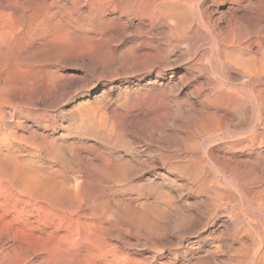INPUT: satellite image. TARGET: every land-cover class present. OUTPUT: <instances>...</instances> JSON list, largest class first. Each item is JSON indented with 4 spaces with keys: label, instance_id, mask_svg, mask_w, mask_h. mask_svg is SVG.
Instances as JSON below:
<instances>
[{
    "label": "rangeland",
    "instance_id": "374dc122",
    "mask_svg": "<svg viewBox=\"0 0 264 264\" xmlns=\"http://www.w3.org/2000/svg\"><path fill=\"white\" fill-rule=\"evenodd\" d=\"M0 1L1 4L7 8L13 0ZM14 1L16 3V8L12 19L9 21H0V89L2 87L6 88L0 91V108L2 107L0 111H2L4 115L6 114L5 118L9 124H15L13 126L15 128V132L17 131V135L19 132L22 134V137L18 136V153L24 154L26 152L24 157L26 156V160L31 158L29 163L34 164V166L36 165L35 163L39 161L35 166L36 169L46 168L48 170L52 167L51 170L55 171L58 167V173H61L63 170L64 173H61L63 175L59 176L62 177L63 180L69 179V182H67L71 185L73 183V187L75 186L74 184H80L81 186H78L79 189L77 188V190L82 189L84 191L81 192L82 190H80V193H89V189L94 187L96 183L99 182L95 188H92L93 190L98 189L99 193L98 191L95 190L96 192H94L91 189V193L93 194H85L86 198H84V206L82 205V207H88V210L82 207L80 208L83 211L86 210V212H93L94 210L93 213H95L96 216L104 210L111 212L113 210L110 214V216L113 215L112 221L114 220V222H116L112 223V227L114 226L113 230L118 227L119 224L122 225V223L124 224L122 225V228L126 225L125 227L127 229V227L130 226L129 224H131L130 221H133L132 224L134 223V227L136 229L133 226H130L129 229L131 231L134 229L137 231L136 233H134L135 230L133 232V235L138 234V236L134 235L136 239L133 238L132 232L129 229L128 230L131 232L130 233L128 231L130 235L125 232L126 230H122V228H120V230H122L120 231L119 227L118 229H115L116 232L111 231L113 238L112 243L116 246V249H118V254L122 253L123 255H126L130 252L126 256H130L133 259L137 258L136 260L139 261L142 260L141 258L143 256V261H140L142 264H219V261L221 264L223 261V264H232L236 262V260L237 262L235 264H239L240 262L246 264L245 260L247 264H251L252 260V264H262L257 262V258L255 259V257L259 254V251H256L255 253L252 251L253 254L251 253L250 255H248L249 253L247 252V254L245 253V255H243V258L245 256L247 259H239L240 256L242 257V255H240V246H242L240 242L248 243L249 239L247 241L246 237L243 238V240L237 238L239 236L235 233L236 229L234 225L228 221V218L231 219L234 214L240 212L245 214L247 218H251L253 226L259 224V222H262L261 224L264 226V218H262L264 217V0H181V3L184 1L190 2L188 6H186V10L188 12L184 15V20L176 19L177 21H167L166 23L164 20H155L152 15H150L153 0H139V3H125L124 5L128 7L127 12H121L120 8L114 7L110 3L105 5L103 12H99L101 10H98L100 8L96 3L97 0H81L79 3H76L75 0ZM48 16L49 19L45 20ZM170 29H172L171 33H169ZM157 52L161 53L162 56L156 57ZM16 83L19 84L16 85ZM24 83H28L27 86ZM33 85L36 87L30 89V87H34ZM52 85L56 86L52 87ZM8 86L11 87L12 90L9 89ZM24 86L28 89L26 90V88H22ZM46 86L48 90L46 89ZM18 89L21 92L18 91ZM7 94L9 95L7 96ZM6 97L9 100H7ZM4 99L7 100V103ZM27 101L28 105L30 104L29 107L27 105ZM25 103L27 106L24 105ZM31 109L33 111H31ZM71 111L76 113L74 114ZM91 112L95 113L93 114ZM86 113L87 115H83ZM81 116L83 118H81ZM86 116L90 120L87 119ZM94 116H96V118L99 117L98 119H102H96L95 121ZM105 116H109L110 118H106ZM21 117L24 119H21ZM78 118L81 120L78 121ZM82 119L86 121H83ZM74 120L77 121L75 122ZM106 120L108 124L106 123ZM122 120H125V122ZM15 121L20 122L17 123ZM97 121L99 122L97 123ZM79 122L81 126L78 124ZM110 122L116 126L109 124ZM252 122L253 125L251 124ZM54 123L58 125L56 126ZM92 123L93 126L95 124V127L92 126ZM84 125L89 126L87 128ZM96 125L101 128V132H99L100 129L96 127ZM100 125L102 126L100 127ZM109 127L110 129L112 128V134L115 131H118V127L119 131L122 132L118 131L113 134L111 146L110 144L104 146L105 144L100 141L101 136H99V134L106 133L108 130L106 128ZM96 130L99 134L97 132L95 133ZM28 132H31V136L33 133H35V135L33 134L31 138ZM210 132L217 133V136L209 139L205 143V147L202 146L196 151L197 154L203 156V163L209 169L208 172H206L208 169H205V175L207 176V181H210V184L209 181H206L203 185H201V191L199 183V185H196L198 190L194 188L195 186L190 184L193 179L192 176L181 177L179 174L177 175V172H175L174 169H172L173 166L176 165H188L189 163L186 157L187 155H191L192 151L186 152L183 147H180L176 140L170 138V135L176 133L181 138H189L194 135L196 136L198 134ZM89 133H91V135H89ZM235 133L237 135H233ZM87 135L89 136L87 137ZM125 135H127V138L123 139L125 138ZM26 136H29L30 139L34 140V142L31 140L29 144V141H26V138H23ZM20 138H23L24 142L26 141L28 144L25 145L26 142H22L23 139L20 140ZM40 138H45V141H41ZM46 139H48V141ZM115 139L117 143L115 142ZM169 141L175 142V144H172ZM35 143L37 146L40 145L38 148L42 147L40 149L42 151L36 149L37 146ZM22 144L24 146H22ZM82 144H85L87 149H85ZM93 144L95 146L94 148L92 146ZM116 144H118V147H115ZM73 146H75V149H72L74 148ZM120 146H124L122 147L124 150L121 149ZM89 147L92 148L89 149ZM20 148L22 152H19ZM33 148L36 149V151ZM46 148L49 150L51 149V154ZM69 148L71 150H69ZM78 149H80V151ZM93 149L95 151L97 150L96 155L98 154L99 156H96L95 154L92 155L94 151ZM125 149L128 151L126 152ZM47 150L49 152H47ZM76 150L81 154L76 153ZM90 150L93 151L91 152ZM99 150L102 153L104 152L103 156L106 155V157H103ZM32 151L34 152L32 153ZM43 151L45 153H43ZM69 151L71 155H69ZM71 151L74 153L75 157L72 156ZM28 152L32 157H28ZM53 152H55L54 154L56 156H53ZM98 152H100L101 155ZM105 153L110 154L108 155L109 158ZM39 154H43L44 157ZM46 154L48 155L46 156ZM77 154H79V158L77 157ZM120 154L121 156L123 155L121 157L123 160L120 158ZM115 155L116 159L114 158ZM19 156L20 159L21 157L22 159H25L23 158V155ZM66 156H69V158ZM80 156L82 157L81 164L78 163L80 162L79 159H81ZM110 156H113V159ZM64 157H66V159H62ZM96 157H98V160ZM162 157L168 158V165L165 166L162 164ZM176 157H179L180 159L177 160L178 158ZM53 158L55 159L53 160ZM74 158H77L78 160ZM45 159H48V162ZM67 159H71L70 161H72V163L68 162ZM84 159L87 164L84 162ZM118 159H121L123 163H126L124 160L126 159L127 161L128 159L130 162L127 161L128 163H126V165H131L128 167L124 165L127 168L125 169L124 166H121L120 164L122 162L117 161ZM74 160L75 162H73ZM171 160H173V162ZM59 163H61V165ZM146 163L148 164L146 165ZM62 164L67 168L64 169L65 167ZM101 164H103V168L105 167L107 172L105 171V168H101ZM132 164L133 167L136 166V170L135 168H130L132 167ZM153 164L157 167H154ZM86 165H89L94 171L99 170L98 173L93 175L94 171H91L92 169H87V167H90ZM59 166H61V168ZM119 166H121L122 170L125 172L123 173H127L126 175L130 176L132 179L129 177H127V179L123 178L126 175L122 176V173L118 174L117 169H119ZM144 166H146V168L148 166L149 169H146ZM74 167L75 169L73 170ZM84 167L86 169L85 176V169L84 171L82 169ZM141 167H144L143 169L145 170H141ZM165 167L169 168L165 169ZM151 168L154 171H152ZM102 169L103 171L101 172ZM81 170L83 171V175L80 173ZM108 170H113V173L110 171V174ZM138 170L143 172L139 173L141 171ZM232 171L239 174V183L234 181V183L238 184L237 188L239 192L237 191V196H233V194L230 193V186L226 183L229 179H231L230 172ZM88 172H91L90 175H93L92 178L94 177V179H96L95 176L99 177H97L96 180L91 179ZM220 172H222V174ZM103 173H107L110 176H105ZM133 173L136 176L135 179ZM137 173L141 176H138ZM86 175L87 177L89 175L88 178H90V180L87 178L89 181L84 179L86 178ZM111 175L113 177L115 175L118 176L113 179ZM100 177L103 178L101 179ZM109 177H111V180L108 179ZM76 178H79V181L76 180ZM105 178L108 179V181H106ZM70 179H72V183ZM116 179H119L120 181H116ZM123 179H125V181H123ZM113 180L115 181L114 184H112ZM126 180H128V182H126ZM75 181L78 182L76 183ZM105 182L106 184H104ZM116 182L117 184H115ZM130 182H132L133 185ZM101 184H104L105 186H102ZM136 184L137 186L143 184L141 185L142 187L140 186L142 190L139 187V191ZM87 185L90 188H88ZM98 185L101 187L98 188ZM147 185H149V189ZM153 186L155 190H153ZM83 187L86 189H83ZM208 187L210 188L208 189ZM135 188L141 193V195L138 192L136 193ZM183 188L184 190L181 191ZM121 189L123 191H121ZM143 189H146V191ZM190 191L192 192L190 193ZM196 191L199 192L198 196V192ZM115 192H117V194ZM147 193L148 195H146ZM201 193L202 195H200ZM211 193L214 197H212ZM239 193H242L243 195L241 194L239 197ZM94 194H96L100 199L102 198L100 200L95 195L96 200H103V203H98V200L96 201L94 199L91 203L90 198H94L92 197ZM158 194L160 196L159 198L163 202L160 201L159 198L154 200L155 197H158ZM165 194L168 195L164 196ZM106 195L110 198L108 199ZM169 195H172V197ZM143 196H146L147 199ZM168 196L170 199H168ZM123 197H125L126 200ZM202 197H205L204 200ZM206 198L211 201L206 200ZM87 200L88 202L86 207L85 205ZM124 200L126 203L128 202V206H126L127 204L124 203ZM193 200L199 201L196 206H194L195 203ZM256 200L258 202H256ZM93 201H95L96 204ZM108 201L111 202L109 203ZM134 201L138 203L136 204ZM173 201L175 203H173ZM192 201L194 205L192 204ZM200 201L203 203H207L208 201L207 204L210 208L214 205L215 206L212 208L213 210L207 209V204L202 205L203 203ZM213 201L217 202L213 203ZM97 203L99 205L101 204L100 206L108 207V209H104L103 207V210L102 207L97 206ZM111 203L113 206L115 205L118 208L115 209L116 207H112ZM123 203L126 207L123 206ZM150 203L151 206L148 207ZM94 204L95 207H93ZM144 204L146 206L145 209H151L155 204L156 205L153 207L154 210L152 209L153 211H149V209L148 213L147 210H144ZM174 204L176 205L174 206ZM183 204L187 208H184ZM251 204L252 206H250ZM88 205L91 208H89ZM137 205H141L142 209L140 210L141 207L137 208ZM201 205L203 207H201ZM110 206L113 209H111ZM129 206L131 209L128 208ZM182 206L183 208L181 213L180 210ZM216 206V213L213 212L212 215V211L215 210ZM96 207L101 208L102 210L97 209ZM120 207L122 209L126 208L125 212H123L124 209L122 210ZM135 207L137 208L138 213L143 210L144 213H148V215L144 213L141 214L146 215V217L150 216V219L148 217L149 220L143 216L144 220L142 222V227H139V225H142L141 223L136 226L138 223L136 218L140 213L137 215ZM127 208L129 210H133L134 208L135 211L133 210L134 212H131L136 213L135 215L137 216L136 217L134 215L136 220L131 219L129 222L127 221L129 223L128 226L125 223L128 219L122 218V213L120 215V212L132 215L130 211L127 212ZM90 209H92V211H90ZM155 209H157L156 214ZM95 210L97 212H95ZM197 211L203 213V216ZM170 212L173 213V215L167 217L166 213L167 215H170ZM179 212L182 215V217L180 215L181 218H178L180 214ZM196 212L198 214H196ZM209 212L210 217L209 214H206ZM174 213L177 214V216H175ZM183 213L187 215H183ZM141 214L140 216H142ZM193 214L194 216H192ZM225 214L226 216H224ZM156 215H161V217L163 216L162 218L160 217L162 221H160L161 219L158 220ZM199 215L202 216V218H197ZM218 215H220V217ZM188 216H192V218H188ZM212 216L214 217L212 218ZM164 217L168 220L164 219ZM185 217H187V219ZM194 217L199 220L197 221ZM208 217L209 219H207ZM169 218L174 221H170L171 219ZM145 219L146 223H144ZM151 219L154 220L152 221ZM176 219L178 221H182L181 223L179 222V228L176 225L178 222ZM192 219L193 221L195 220V223L193 222L191 224ZM183 220H187V223L183 222ZM222 220L228 221L229 223L225 229L226 233L224 232V237H219L217 234L210 236L208 232H205L204 234L201 230V228L203 229L204 223L206 224L209 222L207 229L209 228L210 230L214 225H216V223H220ZM149 221H157L158 226L156 225V222L152 223L154 224L152 225ZM158 221L160 223L164 221L169 222L164 224V226H162L163 224L161 223V227L159 226L160 224ZM202 221L205 222L203 223ZM117 222L119 223L118 225ZM174 222H176V227ZM184 224H186L184 226L185 230L183 226L180 228V226ZM188 224L192 226L186 227ZM193 224H195V226ZM121 225L119 226L121 227ZM231 225H233L234 228ZM156 226L158 229H154V231L157 230L159 232L156 231V233H153L149 230L150 227L155 228ZM144 227L149 228L148 230L154 234L150 235L151 233L148 231L150 240L149 238L145 239L144 237L143 232L147 231L146 229L143 231L142 229L139 230L140 228L144 229ZM159 227H161V229ZM163 227H165V229L167 228V230ZM192 228L194 230L197 229L196 232L193 231ZM198 228L200 229L198 230ZM162 230H164V232ZM192 231L198 235L195 234L194 236ZM227 231H229L228 234ZM113 232L115 234H113ZM123 232L124 235L122 236ZM140 233L143 235L140 236ZM230 233H233V236H231ZM207 234L209 237H207ZM225 234L228 236L226 237ZM114 235L115 238L117 235L119 236H117V239L119 238L118 240L120 242L113 237ZM161 235L163 237H161ZM156 236H158L157 239ZM234 237L236 238L234 239ZM124 239H126L127 242ZM151 240L153 242L152 245L150 243ZM157 240L158 243H156ZM231 240L234 245L237 244V248H234L236 246L229 242ZM123 241L126 243H123ZM145 241H147V243ZM237 241H239V243ZM223 242L226 244V247L222 244ZM154 243L156 244L153 245ZM193 243L195 245L197 244L196 246L198 247H196ZM125 244L128 248L123 246ZM178 244L181 245V248ZM227 244H230L231 248L233 246L232 252L234 251V254L236 255H230L231 248H228L230 245L227 246ZM184 245L187 248H185ZM238 247H240L239 250H237ZM187 249L190 251L188 252ZM238 253L240 254L237 255ZM131 254L132 256L137 257L134 258ZM208 256L211 259H209ZM195 257L197 258L195 259ZM149 258L154 261L147 260ZM233 259L235 260L234 262H232ZM203 260H205V262H203ZM146 261L147 263H145ZM210 261H212V263Z\"/></svg>",
    "mask_w": 264,
    "mask_h": 264
},
{
    "label": "bare ground",
    "instance_id": "6f19581e",
    "mask_svg": "<svg viewBox=\"0 0 264 264\" xmlns=\"http://www.w3.org/2000/svg\"><path fill=\"white\" fill-rule=\"evenodd\" d=\"M76 1V3H79L81 0H75ZM132 2H136V3H139V0H97V5H98V7L100 8V9H98V10H101V11H99V12H103L104 11V7H105V5L106 4H108V3H110V4H112L114 7H118V8H120V10H121V12H127L128 11V7H126L124 4L125 3H127V4H129V3H132ZM190 2H182L181 3V0H153L152 1V4H151V9H150V15H152V17L155 19V20H164V22L166 23L167 21H177L176 19H183V18H185L184 17V15H186L187 14V10H186V6H188V4H189ZM15 8H16V3H15V1L13 0L12 2H10V4H9V7H7V8H5L4 6H3V4H1V1H0V21H2V20H6V21H9V20H11L12 19V17H13V14H14V11H15ZM47 19H49V16L48 17H46L45 18V20H47ZM184 20V19H183ZM153 21V20H152ZM157 22V21H156ZM161 22H163V21H161ZM172 32V29H170L169 30V33H171ZM157 55H156V57H161L162 55H161V53H156ZM219 78H221V77H219ZM19 84V83H18ZM17 83H16V85H18ZM21 84H23V83H21ZM24 84H26V83H24ZM28 84V83H27ZM27 84H26V86H27ZM13 85H14V83H13ZM12 86V85H11ZM26 86H24V87H22V88H26ZM34 86V85H33ZM49 86V85H48ZM56 86V85H55ZM55 86H53L52 85V87H55ZM0 87H1V85H0ZM9 87V86H8ZM14 87H16V86H14ZM14 87H13V90H14ZM18 87V86H17ZM36 86H34V87H30V89L31 88H35ZM39 88V87H38ZM38 88H37V90H38ZM42 88V87H41ZM45 88V87H44ZM50 88V87H49ZM3 89H6V88H1L0 89V91L1 90H3ZM9 89H11V87H9ZM8 89V90H9ZM28 88H26V90H27ZM43 89V88H42ZM41 89V90H42ZM46 89H47V86H46ZM51 89V88H50ZM12 90V89H11ZM17 90V89H16ZM34 90V89H33ZM48 90V89H47ZM54 90V89H53ZM55 90H57V89H55ZM18 91H20L19 89H18ZM22 91H25V90H22ZM39 91V90H38ZM21 92V91H20ZM37 92V91H36ZM45 92V91H44ZM14 93V92H13ZM17 93V92H16ZM19 93V92H18ZM46 93V92H45ZM9 94H11V93H9ZM9 94H7V96L9 95ZM12 96V95H11ZM7 98V97H6ZM5 98V99H6ZM4 99V100H5ZM7 100H9L8 98H7ZM7 100H5V102L7 101ZM14 100H16V99H14ZM23 100H24V98H23ZM12 102H14V101H12ZM24 102H25V100H24ZM7 103V102H6ZM11 103V102H10ZM18 104V103H17ZM20 104H21V102H20ZM24 105H26V103L24 104ZM23 105V106H24ZM27 105H28V101H27ZM26 105V106H27ZM30 106V104L28 105V107ZM18 107V106H17ZM36 107V106H35ZM2 108V107H1ZM0 108V109H1ZM16 108V107H15ZM34 109V108H33ZM16 110V109H15ZM21 110H23V109H21ZM36 110V109H35ZM31 111H33L32 109H31ZM87 111V110H86ZM20 112V111H19ZM71 112H73V111H71ZM70 112V113H71ZM78 112V111H77ZM28 113V112H27ZM30 113V112H29ZM74 113V112H73ZM76 113V112H75ZM74 113V114H75ZM85 113V112H84ZM88 113V112H87ZM87 113L86 114H83V115H87ZM91 113H95V112H91ZM24 114V113H23ZM32 114V113H31ZM72 114V113H71ZM78 114V113H77ZM6 115V114H5ZM5 115L2 113V111H0V264H142V263H140V261H143V256H142V260H136L137 258V256L136 257H134V256H132V254H131V256L132 257H134V258H136V259H133V258H131L130 256L128 257V256H126L127 254H129V253H127L126 255H123L122 253L120 254H118V252H117V250L118 249H116V246H114V244L112 243V233H111V231H115V229L117 228L118 229V227H119V230H120V228H122V225H124L122 222V225L121 224H119L118 222H119V220H118V222H117V225L119 224V225H121V227L118 225V227H116L114 230H113V227H112V223L114 222V220L112 221V216H110V214L113 212V210H112V212L111 211H108V210H104L105 208H107L108 209V207H105V206H100L98 203H100V202H102V201H99L98 199V201L96 200V194H94V196H92V197H94V198H90L89 196V198L91 199V203H92V200L94 199V200H96L98 203V205L97 206H99V207H102V209H103V207H104V211L103 212H101L98 216H96L95 215V213H93L94 212V210H93V212H89V211H87L86 212V210L85 209H87L88 210V207H87V202H88V200L86 201V207L87 208H85V207H82V205H83V201H84V198H86L85 196V194H87V193H80V190H82V189H80V190H77V188L79 189V187L78 186H81L80 184L78 185V179L76 178V180H78V181H75L76 183H77V185L76 184H74L75 186L73 187V183H72V179H70L71 180V183H72V185L70 184V183H68L69 182V179L68 180H63V178L62 177H60L61 175H63V174H61L62 172H63V170H62V172L61 173H58L57 172V169H58V167L56 168V170L55 171H53V170H51V168H49L48 170L45 168V169H36V165H37V163L39 162L38 160V162L37 163H35L36 165L34 166V164H32V163H29L30 161L29 160H31V158L29 159V160H26V156L24 157V155H25V153L24 154H19L18 153V144H19V142H18V136H20V137H22L21 135L22 134H20V132H19V134L17 135V131L15 132V128H14V126L13 125H15V124H13V125H11V124H9L7 121H6V118H5ZM24 115H26V114H24ZM29 115V114H28ZM96 115V114H95ZM103 115H105V114H103ZM14 116V115H13ZM21 116H22V114H21ZM70 116V115H69ZM90 116V115H89ZM33 117V116H32ZM74 117V116H73ZM78 117V116H77ZM80 117V116H79ZM87 117V116H86ZM106 118H108L107 116H105ZM18 118V117H17ZM23 117H21V119H22ZM28 118V117H27ZM81 118H83L82 116H81ZM94 120L96 121V119H98L99 117H97L96 118V116H94ZM110 118V117H109ZM13 119V118H12ZM14 119H16V118H14ZM19 119V118H18ZM24 119V118H23ZM75 119V118H74ZM79 119V118H78ZM87 119H89L88 117H87ZM100 119H102V118H100ZM100 119H98V120H100ZM8 120V119H7ZM17 120V119H16ZM81 119H79L78 121H80ZM83 121H86V120H84V119H82ZM90 120V119H89ZM92 120H93V118H92ZM93 120V121H94ZM103 120H104V117H103ZM9 121V120H8ZM11 121H13V120H11ZM75 121V120H74ZM77 121V120H76ZM75 121V122H76ZM92 121V122H93ZM122 121H124L125 122V120H122ZM15 122H17V121H15ZM20 122V121H19ZM19 122H17V123H19ZM62 122V121H61ZM99 121H97V123H98ZM105 122V121H104ZM55 123H56V121H55ZM54 123V124H55ZM59 123V122H58ZM102 123V122H101ZM106 123H107V120H106ZM39 124V123H38ZM53 124V125H54ZM78 124H80V122L78 123ZM108 124V123H107ZM106 124V125H107ZM109 124H111V122L109 123ZM119 124V123H118ZM121 124H122V122H121ZM252 125H253V122L251 123ZM22 125V124H21ZM41 125V124H40ZM47 125V124H46ZM49 125V124H48ZM53 125H51V126H53ZM56 125V124H55ZM58 125V124H57ZM56 125V126H57ZM76 125V124H75ZM104 125H105V123H104ZM111 125H114V124H111ZM124 125V124H123ZM122 125V126H123ZM251 125V126H252ZM79 126V125H78ZM80 126H81V124H80ZM85 126V125H84ZM89 126V125H88ZM88 126H85V127H87L88 128ZM92 126H93V123H92ZM102 125H100V127H101ZM110 126V125H109ZM114 126H116V125H114ZM121 126V125H120ZM250 126V127H251ZM40 127V126H39ZM42 127V126H41ZM91 127V126H90ZM93 127H95V124H94V126ZM96 127H98L99 128V126H97L96 125ZM107 127V126H106ZM21 128V127H20ZM23 128V127H22ZM44 128V127H43ZM51 128V127H50ZM53 128V127H52ZM119 128V127H118ZM117 128V130L119 131V129ZM121 128V127H120ZM25 129V128H24ZM23 129V130H24ZM28 129V128H27ZM57 129V128H56ZM100 129V131L99 132H101V128H99ZM106 129H108L107 130V132L106 133H103V134H99L98 132H97V130L95 131V133L97 132L98 134H99V136H101V139L98 137V135H97V137L100 139V141H102L104 144V146H106L107 144H110V146H111V143H112V136H113V134L114 133H116V132H118V131H115L113 134H112V131H111V129H110V127L109 128H106ZM105 129V130H106ZM115 129V128H114ZM30 130V129H29ZM33 130V129H32ZM42 130V129H41ZM61 130V129H60ZM63 130V129H62ZM86 130V129H85ZM88 130V129H87ZM103 130V129H102ZM122 130V129H121ZM26 131V130H25ZM31 131V130H30ZM124 131V130H123ZM32 132H34V131H32ZM102 132H104V131H102ZM119 132H122V131H119ZM126 132V131H125ZM29 133V135L31 136V132H28ZM28 133H27V135H28ZM35 133H36V131H35ZM35 133H33L34 135H35ZM124 133V132H123ZM122 133V134H123ZM33 134H32V136H33ZM125 134H127V133H125ZM89 135H91V133H89ZM89 135H87V137L89 136ZM233 135H237L236 133L235 134H233ZM32 136H31V138H32ZM46 136V135H45ZM92 136H93V134H92ZM117 136V135H116ZM124 136V135H123ZM214 136H217V133H205V134H198V135H194V136H191V137H189V138H181L179 135H177L176 133L175 134H172V135H170V138H172L173 140H176L177 142H178V144L180 145V147H183V149H185L186 150V152H190V151H192L191 153V155H187V157H186V159H188V165H185V166H183V165H176V166H173V168L172 169H174L175 170V172H177V175L179 174L181 177H185V176H192L193 177V179H192V182L190 183L192 186H195L194 188H196L197 186V184L199 183L200 184V190H201V185H203L206 181H207V176L205 175V173L206 172H208L209 171V169L204 165V163H203V156L202 155H199V154H197V150L198 149H200L202 146H204L205 145V143L209 140V139H211L212 137H214ZM223 136V135H222ZM36 137V136H35ZM43 137V136H42ZM94 137H96V136H94ZM238 137V136H237ZM23 138H26L25 140L26 141H29L28 143L30 144V141L32 140V139H30L29 138V136L27 137H23ZM22 138V139H23ZM46 138V137H45ZM45 138L44 139H42V138H40L41 139V141H45ZM116 138V137H115ZM117 138H119V137H117ZM127 138V135H125V138H123V139H126ZM21 138H20V140H22ZM30 139V140H29ZM34 139V138H33ZM95 139V138H94ZM47 141H48V139H46ZM119 140V139H118ZM173 140H171V141H173ZM25 141V142H26ZM120 141V140H119ZM123 141V140H122ZM128 141V140H127ZM171 141H169V142H171ZM22 142H24V139L22 140ZM24 142V143H25ZM32 142H34V140H32ZM31 142V143H32ZM50 142V141H49ZM99 142V141H98ZM115 142H116V139H115ZM177 142H176V144H177ZM211 142V141H210ZM27 142L25 143V145H27L28 144ZM43 143V142H42ZM52 143V142H51ZM117 143V142H116ZM121 143V142H120ZM172 144H175V142H171ZM34 144V143H33ZM44 144V143H43ZM42 144V145H43ZM46 144V143H45ZM49 144V143H48ZM47 144V145H48ZM101 144V143H100ZM115 144V143H114ZM118 144H119V142H118ZM118 144H116V146L115 147H118ZM124 144V143H123ZM126 144V143H125ZM35 145H36V143H35ZM83 145V144H82ZM91 145V144H90ZM120 145H122V144H120ZM22 146H24L23 144H22ZM37 146V145H36ZM40 145H38L37 146V148L36 149H41V148H38ZM50 146V145H49ZM93 146V148L95 147L94 146V144L92 145ZM109 146V145H108ZM127 146V145H126ZM175 146V145H174ZM177 146V145H176ZM30 147H31V145H30ZM47 147V146H46ZM74 148H72V149H75V146H73ZM83 147H85V144L83 145ZM87 147H88V145H87ZM99 147V146H98ZM121 147V146H120ZM122 147H124V146H122ZM121 147V149H123L124 150V148H122ZM129 147V146H128ZM128 147H126V148H128ZM205 147V146H204ZM24 148V147H23ZM49 148V147H48ZM48 148H46V149H48ZM53 148V147H52ZM79 148V147H78ZM81 148V147H80ZM92 148V147H91ZM90 147H89V149H91ZM108 148V147H107ZM110 148V147H109ZM34 149V148H33ZM36 149H34L35 151H36ZM45 149V148H44ZM85 149H87L86 147H85ZM88 149V150H89ZM99 149V148H98ZM116 149V148H115ZM31 150H32V148H31ZM49 150V149H48ZM47 150V152H49ZM53 150V149H52ZM69 150H71L70 148H69ZM79 151H80V149H78ZM83 150V149H82ZM94 150V149H93ZM92 150V151H93ZM103 150V149H102ZM108 150H111V149H108ZM108 150H106V151H108ZM117 150H119V149H117ZM126 150V149H125ZM21 151V148H20V150H19V152ZM40 151H42V150H40ZM73 151V150H72ZM71 151V152H72ZM75 151V150H74ZM77 151V150H76ZM91 151V150H90ZM91 151V152H92ZM97 151V150H96ZM96 151L94 150L93 151V153H92V155L93 154H95L96 155ZM100 151V150H99ZM105 151V152H106ZM113 151H114V149H113ZM128 150H126V152H127ZM193 151H194V154H193ZM22 152V151H21ZM34 151H32V153H33ZM38 152V151H37ZM45 152H46V150H45ZM44 151H43V153H45ZM86 152V151H85ZM101 152V151H100ZM100 152H98L99 154H100ZM110 152V151H109ZM50 154H51V151L49 152ZM55 152H53V154H54ZM76 153H79L78 151L76 152ZM75 153V154H76ZM83 153V152H82ZM90 153V152H89ZM102 153V152H101ZM104 153V152H103ZM103 153H102V156H103ZM124 153V152H123ZM122 153V154H123ZM128 153H130V152H128ZM135 153V152H134ZM27 154H29V156L28 157H30L31 155H30V153L28 152ZM37 154V153H36ZM35 154V155H36ZM79 154H81V153H79ZM79 154H77V157L79 158ZM105 154H107V153H105ZM131 154V153H130ZM19 155H23V158H25V159H22V157H21V159H20V156ZM34 155V154H33ZM40 155V154H39ZM43 155V154H42ZM42 155H40V156H42ZM48 154H46V156H47ZM69 155H71V153H70V151H69ZM98 155V154H97ZM96 155V156H97ZM101 155V154H100ZM108 155H110V154H107V156ZM112 155V154H111ZM119 155V154H118ZM38 156V155H37ZM53 156H56L55 154L53 155ZM72 156L73 157H75V155H74V153L72 152ZM72 156H71V158H72ZM82 156V155H81ZM80 156V158L81 159H79V161L80 162H78V163H80L81 164V160H82V157ZM99 156V155H98ZM105 157H106V155H104ZM103 156V157H104ZM123 156V155H122ZM121 156V154H120V158L122 157ZM165 156V155H164ZM32 157V156H31ZM43 157H44V155H43ZM67 157V156H66ZM66 157H64V158H62V159H66ZM101 157V156H100ZM102 157V158H103ZM110 157H112V159H113V156H110ZM116 157V155L114 156V158ZM118 157V156H117ZM126 157V156H125ZM185 157V156H184ZM35 158V159H36ZM45 158H50V157H45ZM67 158H69V156L67 157ZM94 158H95V156H94ZM98 157H96V159H97ZM108 158H109V156H108ZM163 158V157H162ZM176 158H178L177 160H179L180 158L179 157H176ZM175 158V159H176ZM183 158V157H182ZM35 159H34V161H35ZM41 159V158H40ZM51 159H52V156H51ZM50 159V160H51ZM55 158H53V160H54ZM74 159H77V158H74ZM104 159V158H103ZM116 159V158H115ZM122 160H123V158H121ZM121 159H118L117 161H120V162H122V163H120L121 164V166L123 165H125V166H127L126 165V163H128L127 161H129L130 162V160H128L127 159V161H126V159L124 160L126 163H123V161L121 160ZM46 160V159H45ZM48 160V159H47ZM46 160V161H47ZM56 160H57V158H56ZM55 160V161H56ZM61 160V159H60ZM60 160H58V161H60ZM68 160V162H70V163H72V161H70L71 159H67ZM66 160V161H67ZM78 160V159H77ZM98 160V159H97ZM111 160V159H110ZM109 160V161H110ZM162 160V164L163 165H168V158H163V159H161ZM161 160L159 159V161L161 162ZM183 160H184V158H183ZM33 161V160H32ZM34 161H33V163H34ZM41 161V160H40ZM58 161H57V163H58ZM62 161V160H61ZM60 161V162H61ZM66 161H65V163H66ZM100 161V160H99ZM98 161V162H99ZM155 161V160H154ZM158 161V160H157ZM158 161V162H159ZM172 162H173V160H171ZM171 161H170V163H171ZM176 161V160H175ZM48 162V161H47ZM46 162V163H47ZM53 162V161H52ZM64 162V161H63ZM62 162V163H63ZM73 162H75V160L73 161ZM77 162V161H76ZM84 162L86 163V161H85V159H84ZM98 162H97V164H98ZM112 162V161H111ZM116 162V161H115ZM187 162V161H186ZM185 162V163H186ZM44 163V162H43ZM42 163V164H43ZM69 163V164H70ZM77 163V164H78ZM104 163V162H103ZM116 163H118V162H116ZM132 163V162H131ZM151 163V162H150ZM178 163H180V162H178ZM40 164V163H39ZM38 164V165H39ZM41 164V165H42ZM49 164V163H48ZM51 164H53V163H51ZM60 165H61V163H59ZM58 164V165H59ZM74 164V163H73ZM84 164V163H83ZM87 164V163H86ZM100 164V163H99ZM104 164H106V163H104ZM114 164V163H113ZM148 163H146V165H147ZM161 164V165H162ZM57 165V166H58ZM63 165V164H62ZM67 165V164H66ZM71 165V164H70ZM102 165V167L101 168H103V164H101ZM107 165H109V164H107ZM131 165V164H130ZM130 165H128V166H130ZM143 165H145V164H143ZM151 165V164H150ZM154 165V164H153ZM162 165V166H163ZM45 166V165H44ZM43 166V167H44ZM64 167H65V165H63ZM68 166V165H67ZM79 166V165H78ZM86 166H89V165H86ZM85 166V167H86ZM116 166V165H115ZM121 166H119L118 168L119 169H117V172H118V174L119 173H122V176L124 175H126V174H124L125 172L122 170V167ZM124 166V168L125 169H127L126 167ZM127 166V167H128ZM149 166V165H148ZM147 166V168L149 169V167ZM152 166V165H151ZM150 166V167H151ZM158 166H160V165H158ZM170 166V165H169ZM46 167V166H45ZM60 168H61V166H59ZM85 167L84 168H82L83 169V171H84V169H85ZM90 167V166H89ZM100 167V166H99ZM145 168H146V166H144ZM143 167V168H144ZM154 167H157L156 165H154ZM153 167V168H154ZM171 167V166H170ZM38 168H39V166H38ZM59 168V169H60ZM63 168V167H62ZM67 167H65L64 169H66ZM70 168V167H69ZM71 168H72V166H71ZM105 168V167H104ZM103 168V169H104ZM116 168H117V166H116ZM130 168H135V170H136V166L135 167H133V164H132V167H130ZM142 168V167H141ZM141 169V170H145V169ZM146 168V169H147ZM159 168H162V167H159ZM166 168H169V167H165V169ZM208 169V170H206V172H205V169ZM75 169V167L73 168V170ZM87 169H92L91 167L90 168H88L87 167ZM103 169L101 170V172L103 171ZM109 169H110V167H109ZM112 169H113V165H112ZM115 169V168H114ZM139 169V168H138ZM152 169V168H151ZM158 169V168H157ZM50 170V171H49ZM61 170V169H60ZM79 170V169H78ZM78 170H76L77 172H79ZM141 170H138V171H141ZM59 171V170H58ZM83 171L81 170V174L83 173ZM89 171V170H88ZM91 171H94L93 169L91 170ZM97 171V172H96ZM96 171H94V173H93V175L95 174V173H98V171L99 170H96ZM105 171H106V168H105ZM109 171V173H110V171L111 170H108ZM113 171V170H112ZM111 171V172H112ZM115 171V170H114ZM126 171V170H125ZM137 171V172H138ZM152 171H154L153 169H152ZM173 171V170H172ZM216 171V170H215ZM248 171V170H247ZM60 172V171H59ZM66 172V171H65ZM75 172V171H74ZM76 172V173H77ZM100 172V174L102 175V173ZM107 172V171H106ZM116 172V171H115ZM124 172V173H123ZM143 171H141V172H139V173H142ZM157 172V171H156ZM170 172V171H169ZM219 172V171H218ZM243 172V171H242ZM64 173V172H63ZM70 173V172H69ZM69 173H68V176H69ZM85 173H86V169H85V172H84V176H85ZM91 173V172H90ZM90 173L88 172V174L90 175ZM113 173V172H112ZM129 173V172H128ZM136 173V172H135ZM159 173V172H158ZM161 173V172H160ZM210 173V172H209ZM221 174H222V172H220ZM241 173V172H240ZM66 174V173H65ZM100 174H96V175H100ZM103 174H105V173H103ZM107 174V173H106ZM105 174V176H110L109 174H107L106 175ZM111 174V173H110ZM132 174V173H131ZM134 174V173H133ZM138 174V173H137ZM155 174V173H154ZM157 174V173H156ZM176 174V173H175ZM226 174V173H225ZM243 174V173H242ZM241 174V175H242ZM60 175V176H59ZM71 175V174H70ZM83 175V174H82ZM89 175H88V177H89ZM93 175H90L91 176V179H94V177L92 178V176ZM121 175V174H120ZM143 175V174H142ZM240 175V176H241ZM250 175V174H249ZM255 175V174H254ZM65 176V175H64ZM63 176V177H64ZM118 176V175H117ZM116 175L114 176V177H117ZM134 176H135V174H134ZM138 176H141V175H139L138 174ZM87 177V175H86V178H84V179H87L88 178ZM97 177H99V176H95V178L97 179ZM111 177H113L112 175H111ZM111 177H109L108 179H110ZM114 177H113V179H114ZM120 177V176H119ZM118 177V178H119ZM127 177H129L130 179H132L130 176H125V177H123V178H126L127 179ZM223 177V176H222ZM248 177V176H247ZM64 178H66V177H64ZM68 178V177H67ZM101 178V177H100ZM103 178V177H102ZM101 178V179H102ZM136 178V176L134 177V179ZM187 178V177H186ZM230 178L231 179H229V176H228V181L226 182V183H228V185L230 186V193H232L233 194V196L235 195V196H237V191H238V184L237 183H234V181H236V182H238L239 181V174L237 173V172H235V171H232V172H230ZM241 178V177H240ZM246 178V177H245ZM84 179H82V180H84ZM89 180H90V178H88ZM87 179V180H88ZM96 179H94V180H96ZM99 179V178H98ZM106 179V178H105ZM108 179H106V181H108ZM168 179V178H167ZM185 179V178H184ZM209 179V178H208ZM211 179V178H210ZM225 179V178H224ZM242 179V178H241ZM244 179V178H243ZM75 180V179H74ZM88 180V181H89ZM94 180H93V182H94ZM111 180V179H110ZM117 180H119V179H116V181ZM129 180V179H128ZM128 180H126V182H128ZM68 181V182H67ZM86 181V180H85ZM103 181V180H102ZM102 181H100V182H102ZM120 181V180H119ZM123 181H125V179H123ZM122 181V182H123ZM150 181H152V180H150ZM185 181V180H184ZM209 181V180H208ZM207 181V182H208ZM247 181V180H246ZM245 181V182H246ZM80 182H81V180H80ZM79 182V183H80ZM83 182V181H82ZM97 182V181H96ZM104 182V181H103ZM114 180H113V183L112 184H114ZM135 182V181H134ZM133 182V183H134ZM154 182V181H153ZM223 182V181H222ZM245 182H244V184H245ZM92 183V182H91ZM108 183V182H107ZM110 183V182H109ZM121 183V182H120ZM124 183V182H123ZM131 184H132V182H130ZM145 183V182H144ZM164 183V182H163ZM187 183V182H186ZM212 183V182H211ZM224 183V182H223ZM222 183V184H223ZM225 183V184H226ZM239 183V182H238ZM257 183V182H256ZM83 184V183H82ZM87 184V183H86ZM95 184V183H94ZM94 184H93V186H94ZM97 184H99V182L98 183H96V185ZM104 184H106V182L104 183ZM102 185V186H105V185ZM115 184H117V182L115 183ZM118 184H119V182H118ZM130 184V185H131ZM146 184H148V183H146ZM150 184V183H149ZM167 184V183H166ZM189 184V183H188ZM198 184V185H199ZM209 184H210V181H209ZM213 184V183H212ZM248 184V183H247ZM71 185V186H70ZM84 185V184H83ZM82 185V186H83ZM92 185V184H91ZM90 185V186H91ZM95 185V186H96ZM128 185V184H127ZM133 185V184H132ZM141 185H143V184H140L139 186H137V184H136V187L138 188V190L142 187ZM185 185V184H184ZM190 185V186H191ZM207 185H208V183H207ZM251 185V184H250ZM95 186L94 187H92V188H95ZM141 186V187H140ZM149 185H147V187H148ZM152 186V185H151ZM155 186V185H154ZM154 186H153V188H154ZM158 186V185H157ZM177 186V185H176ZM186 186H187V184H186ZM189 186V185H188ZM224 186V185H223ZM87 187H88V185H87ZM99 187H101V186H99L98 185V188ZM107 187H109V186H107ZM123 187V186H122ZM140 187V188H139ZM212 187V186H211ZM85 187H83V189H84ZM88 188H90V187H88ZM87 188V189H88ZM92 188H90L89 190H90V192L89 193H91V189ZM104 188V187H103ZM117 188H118V186H117ZM133 188V187H132ZM146 188V187H145ZM152 188V189H153ZM157 188V187H156ZM191 188V187H190ZM210 187H208V189H209ZM244 188H246V187H244ZM86 189V188H85ZM101 189V188H100ZM106 189H108V188H106ZM125 189V188H124ZM130 189V188H129ZM147 189V188H146ZM146 189H143V190H145L146 191ZM148 189H149V187H148ZM186 189H187V187H186ZM193 189V188H192ZM206 189V188H205ZM214 189V188H213ZM228 189V188H227ZM248 189V188H247ZM88 190V191H89ZM93 190V189H92ZM96 191H98V189H95ZM95 190H93L94 192H96ZM112 190H113V188H112ZM127 190V189H126ZM135 190H136V193L138 192L137 191V189L135 188ZM141 190H142V188H141ZM153 190H155V188L153 189ZM181 190V189H180ZM184 190V188L181 190V191H183ZM188 190H190V189H188ZM196 190H198L197 188H196ZM240 190V189H239ZM245 190V189H244ZM85 191H87V190H85ZM92 191V192H93ZM111 191V190H110ZM115 191V190H114ZM121 191H123L122 189H121ZM140 191V190H139ZM157 191V190H156ZM163 191V190H162ZM162 191H161V193H162ZM165 191V190H164ZM194 191V190H193ZM202 191V190H201ZM218 191H220V190H218ZM251 191V190H250ZM254 191H255V189H254ZM258 191V190H257ZM81 192H84L83 190L81 191ZM107 192V191H106ZM117 192H118V190H117ZM117 192H115L116 194H117ZM158 192H160V191H158ZM186 192H189V191H186ZM192 191H190V193H191ZM195 192V191H194ZM196 192H198V191H196ZM209 192V191H208ZM212 192V191H211ZM214 192V191H213ZM222 192H223V190H222ZM239 192V191H238ZM241 192V191H240ZM252 192H253V190H252ZM88 193V194H89ZM98 193H99V191H98ZM101 193H103V192H101ZM105 193V192H104ZM138 193H140V192H138ZM203 193V192H202ZM202 193L200 194V195H202ZM249 193V192H248ZM254 193V192H253ZM252 193V194H253ZM82 194H84V195H82ZM91 194H93V193H91ZM106 194V193H105ZM109 194H112V193H109ZM114 194V193H113ZM143 194V193H142ZM169 194V193H168ZM167 194V195H168ZM195 194V193H194ZM203 194H205V193H203ZM208 194H210V193H208ZM224 194V193H223ZM227 194V193H226ZM225 194V195H226ZM240 194V193H239ZM242 194V193H241ZM241 194L240 195H238L239 197L241 196ZM256 194H257V192H256ZM90 195V194H89ZM96 195V196H95ZM140 195H141V193H140ZM146 195H148V193L146 194ZM161 195V194H160ZM166 194L164 195V196H167ZM189 195V194H188ZM199 195V192H198V194H197V196ZM211 195H212V197H214L213 196V194L211 193ZM243 195V194H242ZM83 196V197H82ZM103 196V195H102ZM116 196V195H115ZM138 196H139V194H138ZM154 196V195H153ZM152 196V197H153ZM170 196V195H169ZM169 196H168V199H170L169 198ZM204 196V195H203ZM206 196H208V195H206ZM205 196V197H206ZM210 196V195H209ZM247 196V195H246ZM245 196V197H246ZM259 196V195H258ZM98 197V196H97ZM106 197H107V195H106ZM111 197H112V195H111ZM131 197V196H130ZM144 197V196H143ZM146 197V196H145ZM144 197V198H145ZM160 196H159V194H158V197H155V199L154 200H156V198H159ZM170 197H172V195L170 196ZM204 197V198H205ZM216 197V196H215ZM238 197V198H239ZM244 197V198H245ZM251 197V196H250ZM256 197V196H255ZM99 198V197H98ZM108 198V197H107ZM110 198V197H109ZM108 198V199H109ZM119 198V197H118ZM118 198H117V200H118ZM123 198H125V197H123ZM129 198V197H128ZM134 198V197H133ZM137 198V197H136ZM143 198V199H144ZM165 198V197H164ZM204 198L202 197V199L204 200ZM208 198V197H207ZM206 198V200H208ZM210 198V197H209ZM220 198H222V197H220ZM236 198V197H235ZM247 198V197H246ZM100 199V198H99ZM102 199V198H101ZM100 199V200H101ZM114 199H116V198H114ZM120 199V198H119ZM139 199H141V198H139ZM146 199H147V197H146ZM166 199V198H165ZM164 199V200H165ZM198 199V198H197ZM216 199H218V198H216ZM240 199V198H239ZM255 199V198H254ZM82 200V201H81ZM111 200V199H110ZM116 200V201H117ZM121 200V199H120ZM125 200H126V198H125ZM124 200V201H125ZM131 200V199H130ZM159 200L160 201H162L160 198H159ZM158 200V201H159ZM172 200V199H171ZM170 200V201H171ZM182 200V199H181ZM213 200V199H212ZM220 200V199H219ZM244 200H246V199H244ZM248 200V199H247ZM264 200V199H263ZM104 201H106L105 199H104ZM114 201V200H113ZM124 201H122V202H124ZM129 201V200H128ZM137 201V200H136ZM146 201H148V200H146ZM158 201H156V202H158ZM169 201V202H170ZM194 201V200H193ZM193 201H192V204L194 205V203H195V205L194 206H196V204H197V202H199V201H197V200H195L194 201V203H193ZM208 201H211L210 199L208 200ZM208 201H207V203H208ZM252 201V200H251ZM255 201V200H254ZM93 202H95V201H93ZM109 202V201H108ZM111 202V201H110ZM109 202V203H110ZM143 202V201H142ZM163 202V201H162ZM166 202V201H165ZM172 202V201H171ZM177 202V201H176ZM182 202V201H181ZM201 202V201H200ZM205 202V201H204ZM217 202V201H216ZM215 201H213V203H216ZM248 202V201H247ZM256 202H258L257 200H256ZM103 203V202H102ZM106 203H107V201H106ZM108 203V204H109ZM114 203V202H113ZM116 203V202H115ZM125 204H127L126 203V201L124 202ZM124 203H123V206H124ZM130 203V202H129ZM134 203H136L135 201H134ZM138 203V202H137ZM136 203V204H137ZM144 203V202H143ZM173 203H175L174 201H173ZM184 203V202H183ZM186 203H187V201H186ZM201 203H203V202H201ZM200 203V204H201ZM207 203H203L202 205H204V204H207ZM212 203V202H211ZM210 203V204H211ZM237 203V202H236ZM239 203V202H238ZM240 203H241V201H240ZM85 204V203H84ZM95 204H96V202H95ZM95 204H94V206L93 207H95ZM112 204V203H111ZM122 204V203H121ZM149 204V203H148ZM148 204H146V205H148ZM154 204V203H153ZM157 204V203H156ZM155 204V205H156ZM163 204V203H162ZM166 204V203H165ZM164 204V205H165ZM169 204H172V203H169ZM185 204V203H184ZM183 204V205H184ZM191 204V205H192ZM209 204V205H210ZM235 204V203H234ZM90 205V204H89ZM88 205V206H89ZM110 205V204H109ZM109 205H107V206H109ZM132 205V204H131ZM130 205V206H131ZM134 205V204H133ZM143 205V204H142ZM154 205V206H155ZM176 204H174V206H175ZM192 205V206H193ZM199 205V204H198ZM198 205H197V207H198ZM201 205V207H203ZM211 205H213V204H211ZM240 205V204H239ZM263 205H264V203H263ZM84 206V205H83ZM117 206H119V205H117ZM122 206V205H121ZM126 206H128V204L126 205ZM126 206H124V207H126ZM128 207V208H130L131 209V207ZM136 206V205H135ZM138 207L137 208H139V207H141L140 208V210L142 209V206L141 205H137ZM151 206V203H150V205H148V207H150ZM153 206V207H154ZM159 206V205H158ZM181 206V205H180ZM179 206V207H180ZM206 206V205H205ZM204 206V207H205ZM207 206H208V204H207ZM215 206V205H214ZM213 206V207H214ZM228 206V205H227ZM241 206H242V203H241ZM250 206H252V204L250 205ZM80 207H82V208H85L84 210L85 211H83V210H81V208ZM92 207V208H93ZM112 207H116L115 205L113 206V204H112ZM111 206H110V208L111 209H113ZM144 210H149V209H145V204H144ZM151 208L149 211H151L152 209L154 210V208ZM171 207V206H170ZM169 207V208H170ZM173 207V206H172ZM186 206L184 205V208H185ZM189 207V206H188ZM209 207V206H208ZM207 207V209H211V210H213L212 208H208ZM89 208H91L90 206H89ZM97 209H101V208H98V207H96ZM95 208V209H96ZM118 207H116L115 209H117ZM121 208V207H120ZM127 208V212L128 211H133L134 210V208H133V210H129ZM136 208V207H135ZM137 208H136V211H137ZM182 208H183V206L181 207V210H180V212L182 213ZM187 208V207H186ZM190 208H191V206H190ZM217 208V206L215 207V210L214 211H212V215H213V212L214 213H216L215 211L217 210L216 209ZM219 208V207H218ZM252 208V207H251ZM101 209V210H102ZM122 209V208H121ZM124 209V208H123ZM122 209V210H123ZM126 209V208H125ZM125 209L123 210V212H125ZM166 209V208H165ZM174 209V208H173ZM173 209H172V211H173ZM176 209V208H175ZM193 209H195V208H193ZM206 209V208H205ZM247 209V208H246ZM260 209V208H259ZM258 209V210H259ZM110 210V209H109ZM139 210V209H138ZM152 210V211H153ZM156 210L157 209H155V214H156ZM169 210V209H168ZM176 210H178V209H176ZM184 210V209H183ZM199 210V209H198ZM200 210H203V209H200ZM211 210H207V211H211ZM90 211H92V209H90ZM100 211V210H99ZM119 211V210H118ZM121 211V210H120ZM135 211V210H134ZM133 211V212H134ZM143 211V210H142ZM140 212L139 211V213L141 214V213H144V211L143 212ZM149 211H148V213H149ZM167 211V210H166ZM179 211V210H178ZM187 211H188V209H187ZM190 211V210H189ZM191 211H193V210H191ZM242 211V210H241ZM257 211V210H256ZM262 211V210H261ZM95 212H97L96 210H95ZM116 213H118L117 211H115ZM114 212V213H115ZM123 212H120V215H121V213L123 214L122 215V218H126V219H128V220H126V224H127V226H128V222H129V220H131V219H135V217H134V215L136 214V213H132V215H133V217H132V215H129V214H127V213H123ZM179 212V213H180ZM198 212V211H197ZM196 212V214H198V213H200V211L197 213ZM245 212V211H244ZM260 212V211H259ZM263 212V211H262ZM138 213V211H137V215L139 214ZM148 213L146 214V213H144V214H146V215H148ZM151 213V212H150ZM163 213V212H162ZM169 213V212H168ZM171 213V212H170ZM178 213V212H177ZM181 213L179 214V216H178V218L180 217V215H181ZM225 213V212H224ZM234 213V212H233ZM246 213V212H245ZM249 213H250V211H249ZM258 213V212H257ZM97 214V213H96ZM140 214L138 215V217L135 219L136 221V223H137V225L136 226H138L140 223L142 224L141 226L139 225V227H142L143 226V216H145L146 217V215H144V214H141L142 216H140ZM152 214V213H151ZM159 214H161V213H159ZM175 214V213H174ZM185 213H183V215H184ZM192 214V213H191ZM190 214V215H191ZM201 215L203 214V213H200ZM206 214H209V217H210V212L209 213H206ZM163 215V214H162ZM164 215H165V212H164ZM171 215H173V213H171L170 215H167V213H166V216L167 217H169V216H171ZM185 215H187V214H185ZM221 215H222V213H221ZM255 215V214H254ZM118 216V215H117ZM131 216V217H130ZM153 216V215H152ZM151 216V217H152ZM155 216V215H154ZM157 216V215H156ZM159 216V215H158ZM157 216V219L158 220H160L162 217H161V215L158 217ZM175 216H177V214H175ZM192 216H194V214L192 215ZM192 216H190L191 218H192ZM196 216V215H195ZM203 216V215H202ZM202 216H200L199 215V217H197V218H202ZM205 216H207V215H205ZM219 217H220V215H218ZM224 216H226V214L224 215ZM248 216V215H247ZM250 216V215H249ZM257 216V215H256ZM260 216V215H259ZM263 216V215H262ZM149 217V219H150V216H148ZM148 217H146V219H148ZM161 217V218H160ZM181 217H182V215H181ZM180 217V218H181ZM184 217V216H183ZM189 216H188V218H190ZM209 217L207 218V219H209ZM214 216H212V218H213ZM216 217V216H215ZM222 217V216H221ZM228 217V216H227ZM250 217H252V216H250ZM186 219H187V217H185ZM184 218V219H185ZM194 218H196V217H194ZM193 218V219H194ZM196 218V219H197ZM218 218V217H217ZM223 218V217H222ZM261 218V217H260ZM262 218H264V217H262ZM115 219V218H114ZM121 219V218H120ZM146 219H145V222L144 223H146ZM148 219V220H149ZM155 219V218H154ZM153 219V220H154ZM164 219H166V220H168L167 218H165L164 217ZM163 219V220H164ZM169 219H171V218H169ZM193 219H192V222H191V224L195 221H193ZM203 219H204V217H203ZM202 219V220H203ZM253 219V218H252ZM117 220V219H116ZM122 220V219H121ZM148 220H147V223H148ZM152 220V219H151ZM152 220V221H153ZM156 220V219H155ZM177 220V219H176ZM199 219H197V221H198ZM128 221V222H127ZM152 221H149L150 222V224H152V223H154V222H156V225H157V221H154V222H152ZM160 221H162V219L160 220ZM170 221H174L173 219H171ZM178 221V220H177ZM187 221V220H186ZM185 220H183V222H186ZM228 221H230L231 222V224H233L234 225V227H235V233H236V235L237 236H239V237H237V238H240V239H242L243 240V238H247V241H248V239H249V242L247 243V242H240L241 244H242V246H240L241 247V254L240 253H238L237 255H242V257L240 256L239 257V259L240 258H243V255H245V253L247 254V252L249 253L248 255H250L251 253H252V251L255 253L256 251H259V254L255 257V255H254V257H255V259L257 258V262L258 263H264V226H263V224H261L260 222H259V224H256V225H252V220H251V218L249 219V217L247 218L246 216H245V214H243V213H240V212H238L237 214H234V216H233V218L231 217V219L230 218H228ZM228 221H225V220H222V221H220V223H216V225H214L213 226V228L212 229H210L209 230V228L207 229V226H208V223H204L205 221H202L203 223V229L201 228V230L203 231V233L205 234V232H208L209 233V235L210 236H212V235H214V234H217L219 237L220 236H222V237H224V232L226 231L225 229H226V227L228 226ZM258 221H260V220H258ZM264 221V220H263ZM132 220L130 221V223L132 224ZM159 222V221H158ZM165 222V221H164ZM161 222L163 225L162 226H164V224H167L168 222ZM182 222V221H178L177 223L176 222H174V225H175V223H176V225H177V227H178V225L180 224V223ZM255 222V221H254ZM114 223H116V222H114ZM161 223L159 222V226H161ZM187 223V222H186ZM195 223V222H194ZM131 224H129L130 226H133L134 227V223L131 225ZM171 224H173V223H171ZM197 224L199 225V223L197 222ZM197 224H196V226H197ZM201 224V225H202ZM215 224V223H214ZM115 225V224H114ZM145 225V224H144ZM147 226H149L148 224H146ZM152 225H154V224H152ZM176 225H175V227H176ZM186 224H184V225H181L180 226V228H182V226H183V228H184V226H185ZM194 226H195V224H193ZM200 225V226H201ZM233 225H231L232 227H233ZM126 226V225H125ZM124 226V228H122V230H126L125 232L126 233H128L129 234V232L131 231L130 229H129V227H127V229H126V227ZM158 226V225H157ZM155 227V228H153V227H150V229L149 228H145L144 227V229L143 228H140L139 230H141L142 229V231L143 230H147V231H145V232H143L144 233V237H145V239H148L149 238V236L150 235H154V234H152L151 232H155L156 233V231H154V229H158V227ZM161 226V227H162ZM188 226H190L189 224L186 226V227H188ZM192 226V225H191ZM190 226V227H191ZM194 226H193V228H194ZM138 227V228H139ZM161 227H159L160 229H161ZM165 227H166V225H165ZM165 227H163L164 229H165ZM168 227V226H167ZM169 227H170V225H169ZM233 227V228H234ZM135 228V227H134ZM179 228V227H178ZM192 228V229H193ZM232 228V229H233ZM130 231H129V230ZM132 229V228H131ZM136 229V228H135ZM134 229V230H135ZM151 230V232L149 231V230ZM153 229V230H152ZM159 229V230H160ZM200 228H198V230H199ZM122 230H120V231H122ZM134 230H132L131 232H132V235H133V232H134ZM138 230V231H139ZM165 230H167V228L165 229ZM184 230H185V228H184ZM187 230H189V229H187ZM196 230L197 229H193V231H195L196 232ZM230 230V229H229ZM118 231V230H117ZM120 231H119V233H120ZM129 231V232H128ZM148 231H149V233H151L150 235H149V233H148ZM163 232H164V230H162ZM190 231V230H189ZM192 231V232H193ZM116 232V231H115ZM130 232V233H131ZM137 231L135 230V232L134 233H136ZM139 232H141V231H139ZM138 232V233H139ZM157 232H159V231H157ZM161 232V231H160ZM195 232H193L194 233V236H195V234H197V233H195ZM228 232L229 231H227V234H228ZM119 233H117V234H119ZM145 233H146V235H145ZM192 233V234H193ZM226 233V232H225ZM113 234H115L114 232H113ZM122 234V233H121ZM159 234V233H158ZM161 234H162V232H161ZM203 234V235H204ZM233 234V233H232ZM231 233H230V235L231 236H233ZM124 235V232H123V234H122V236ZM130 235V234H129ZM134 235H136V234H134ZM133 235V238H135L136 239V237ZM140 236H142L141 235V233L139 234ZM149 235V236H148ZM156 235V234H155ZM163 235V234H162ZM161 235V237H163ZM198 235V234H197ZM196 235V236H197ZM226 235V234H225ZM235 235V234H234ZM118 236V235H117ZM117 236H116V238H115V235L113 236L115 239H117ZM122 236H120V237H122ZM127 236V235H126ZM136 236H138V234L136 235ZM159 236V235H158ZM158 236H156V239H157V237ZM228 235H226V237H227ZM231 236H229V237H231ZM119 237V236H118ZM132 237V236H131ZM143 237V238H144ZM147 237V238H146ZM154 237V236H153ZM152 237V238H153ZM160 237V238H161ZM203 237H205V236H203ZM207 237H209L208 236V234H207ZM217 237V236H216ZM221 237V238H222ZM125 238V237H124ZM139 238V237H138ZM137 238V239H138ZM155 238V237H154ZM195 238V237H194ZM220 238V239H221ZM236 237H234V239H235ZM119 239V238H118ZM117 239V241L118 242H120L119 240ZM126 239H129V238H126ZM126 239H124V240H126ZM141 239H142V237H141ZM204 239V238H203ZM217 239H219V238H217ZM217 239H215V240H217ZM226 239V238H225ZM224 239V240H225ZM232 239H233V237H232ZM239 239V240H240ZM121 240H123V239H121ZM139 240V239H138ZM149 240H150V238H149ZM149 240H148V242H149ZM206 240V239H205ZM209 240V239H208ZM222 240H223V238H222ZM227 240V239H226ZM225 240V241H226ZM130 241H131V239H130ZM153 241H155V240H153ZM210 241H211V239H210ZM220 241V240H219ZM228 241V240H227ZM241 241V240H240ZM246 241V240H245ZM117 242V243H118ZM126 242H127V240H126ZM125 241H123V243H126ZM138 242V241H137ZM142 242V241H141ZM146 243H147V241H145ZM187 242V241H186ZM196 242V241H195ZM201 242V241H200ZM199 242V243H200ZM218 242V241H217ZM229 242H231L232 243V240L231 241H229ZM236 242V241H235ZM238 243H239V241H237ZM115 243H116V241H115ZM128 243H129V240H128ZM143 243H144V239H143ZM150 243H151V245H152V240L150 241ZM156 243H158V240H157V242ZM156 243H154L153 245H155ZM182 243V242H181ZM205 243H206V241H205ZM226 243V242H225ZM119 244V243H118ZM180 244V243H179ZM178 244V245H179ZM187 244V243H186ZM185 244V245H186ZM191 244V243H190ZM194 244V243H193ZM222 244H224V242L222 243ZM233 245H234V243H232ZM241 244H239V245H241ZM128 245V244H127ZM183 245V244H182ZM184 245V246H185ZM189 245V244H188ZM195 245V244H194ZM197 245V244H196ZM195 245V246H196ZM199 245H201V244H199ZM225 245V247H226V244H224ZM228 245H230V244H227V246ZM237 245V244H236ZM236 245H234V246H236ZM238 245V246H239ZM119 246H121V245H119ZM123 246H126V244L125 245H123ZM183 246V247H184ZM190 246V245H189ZM192 246V245H191ZM195 246H194V248H195ZM127 248H128V246H126ZM126 247H125V249H126ZM179 247L181 248V245H179ZM182 247V248H183ZM196 247H198V246H196ZM202 247V246H201ZM224 247V246H223ZM240 247H238V249L237 250H239V248ZM185 248H187L186 246H185ZM184 248V249H185ZM192 248V247H191ZM193 248V249H194ZM228 248H231V245H230V247H228ZM232 248H233V246H232ZM232 248H231V254L230 255H236V254H234L235 252L233 251L232 252ZM234 248H237V246L236 247H234ZM124 249V250H125ZM129 249H131V248H129ZM179 249V248H178ZM121 250V249H120ZM124 250H123V252H124ZM132 250V249H131ZM180 250V249H179ZM188 250V249H187ZM229 250V249H228ZM235 250V249H234ZM190 250H188V252H189ZM194 251V250H193ZM239 251V252H240ZM144 252V251H143ZM180 252V251H179ZM181 252H182V250H181ZM198 252V251H197ZM204 252H206V251H204ZM244 254H243V253ZM126 253V252H125ZM124 253V254H125ZM185 253V252H184ZM196 253V252H195ZM233 253V254H232ZM137 254V253H136ZM178 254H180V253H178ZM192 254V253H191ZM207 254V253H206ZM253 254V253H252ZM134 255V254H133ZM138 255V254H137ZM157 255V254H156ZM216 256V255H215ZM253 256V255H252ZM252 256H249V257H252ZM140 257V256H139ZM145 257V256H144ZM156 257V256H155ZM194 257V256H193ZM209 257V256H208ZM235 257V256H234ZM146 258V257H145ZM152 258V257H151ZM153 258H154V256H153ZM197 257H195V259H196ZM244 258H246L245 256H244ZM243 258V259H244ZM155 259V258H154ZM156 259H157V257H156ZM203 259V258H202ZM209 259H211L210 257H209ZM218 259V258H217ZM217 259H215L216 261H218ZM235 259V258H234ZM233 259V261L232 262H234L235 260ZM237 259V258H236ZM247 259V258H246ZM147 260H152V259H147ZM194 260V259H193ZM208 260V259H207ZM214 260V261H215ZM220 260V259H219ZM245 260V259H244ZM137 261H139V262H137ZM144 261H145V259H144ZM152 261H154V260H152ZM160 261V260H159ZM169 261V260H168ZM171 261V260H170ZM198 261V260H197ZM213 261V260H212ZM212 261H210L211 263H212ZM225 261H227V260H225ZM242 261V260H241ZM251 261V260H250ZM157 262V261H156ZM165 262V261H164ZM163 262V263H164ZM173 262V261H172ZM199 262H200V260H199ZM203 262H205V260H203ZM209 262V261H208ZM224 262V261H223ZM223 262H222V264H223ZM236 262H237V260H236ZM236 262H234V263H232V264H235ZM145 263H147V261L145 262ZM150 263V262H149ZM155 263V262H154ZM166 263V262H165ZM171 263V262H170ZM201 263V262H200ZM228 263V262H227ZM230 263V262H229ZM239 263V262H238ZM245 263L247 264V262H246V260H245ZM252 263H253V260H252ZM251 263V264H252ZM151 264V263H150ZM172 264V263H171ZM183 264V263H182ZM219 264H221V262L219 261ZM239 264H244L243 262H240Z\"/></svg>",
    "mask_w": 264,
    "mask_h": 264
}]
</instances>
